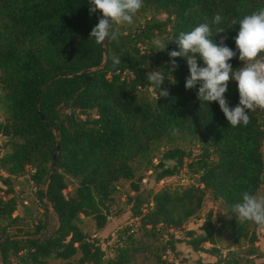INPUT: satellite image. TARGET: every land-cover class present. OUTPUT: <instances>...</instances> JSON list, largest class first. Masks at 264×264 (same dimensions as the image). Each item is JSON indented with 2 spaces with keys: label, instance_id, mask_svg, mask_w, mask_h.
I'll return each mask as SVG.
<instances>
[{
  "label": "trees",
  "instance_id": "obj_1",
  "mask_svg": "<svg viewBox=\"0 0 264 264\" xmlns=\"http://www.w3.org/2000/svg\"><path fill=\"white\" fill-rule=\"evenodd\" d=\"M261 8L264 0H143L134 15L148 14L140 24L128 31L114 24L118 39L97 45L89 34L102 13L90 15L88 0H0V103L5 110L0 122L5 148L0 155L5 174H0V264H137L135 256L148 252V240L159 248L154 264H169L167 255L179 259L180 244L212 256L218 253L215 234L224 224L216 229L211 212L197 229L174 235L196 216L206 191L230 215L233 240L245 239L247 245L242 255L217 256L211 263L197 257L193 264H264L255 234L246 232L258 225L240 224L232 213L243 191L255 195L264 186V110L250 112L247 126L231 127L218 102L200 105L199 85L186 90V59L175 58L178 67L170 71L168 55L178 50L173 39L180 32L206 18L211 22L216 14L224 18L219 27L226 31L214 42L227 37L225 43L235 50L239 24L232 20ZM211 27L215 35L217 26ZM157 40L165 49L152 54ZM152 55L165 73L167 97H158L146 79ZM113 56L121 60L116 69ZM238 57L228 61L234 71L244 64ZM103 60L102 68L81 73ZM224 95L229 107L239 103L234 80ZM174 135L194 140L198 152L163 148L152 164L151 152ZM134 160L147 162L153 184L185 168L197 185L148 188L143 194ZM24 172L43 212L31 227L21 228V217L13 216L20 204L13 178ZM68 179L75 187L64 194ZM120 181L128 182L133 193L126 196L132 222L118 232L113 256L107 258L101 239H89L79 226L83 219L92 220L98 230L105 226Z\"/></svg>",
  "mask_w": 264,
  "mask_h": 264
},
{
  "label": "clouds",
  "instance_id": "obj_2",
  "mask_svg": "<svg viewBox=\"0 0 264 264\" xmlns=\"http://www.w3.org/2000/svg\"><path fill=\"white\" fill-rule=\"evenodd\" d=\"M89 13H102L98 23L92 28L89 39L99 45L110 39L115 41L118 35L113 31L114 24H131L134 15L143 6V0H88ZM223 17L216 14L209 22L200 23L191 31L180 32L173 40L178 50L168 53L171 64L170 71L178 67L177 57L185 58L190 75L186 77L185 88L196 89L197 100L202 102H218L221 111L231 127L247 126L250 123V112L264 109V8L245 15L239 20H232V24H239V31L234 37L236 49L227 46L222 37L215 43L213 37L224 33L226 30L219 25ZM211 25H216L215 35ZM157 50H164L165 46L159 40L154 42ZM239 53V60L244 66L233 70L228 62ZM198 61L203 66H198ZM121 63L118 56L112 57V67L116 69ZM148 84L158 89V97H167L169 92L162 88L165 80L163 70L149 71L146 73ZM169 79V76H168ZM170 80V79H169ZM230 80L237 83L239 103L229 107L225 98ZM174 83V82H173ZM237 222L244 224L252 222L264 226V196L257 197L249 191L240 194L238 202L232 206Z\"/></svg>",
  "mask_w": 264,
  "mask_h": 264
},
{
  "label": "rangeland",
  "instance_id": "obj_3",
  "mask_svg": "<svg viewBox=\"0 0 264 264\" xmlns=\"http://www.w3.org/2000/svg\"><path fill=\"white\" fill-rule=\"evenodd\" d=\"M145 14H138L133 17V22L131 24L123 23L118 24L121 31H128L133 29L136 25L140 24ZM152 54H154L157 49L156 45L153 42ZM244 66L241 65L237 70L241 69ZM149 69L151 71L159 70V65L154 61L153 55L149 59ZM234 85L237 87L236 81ZM264 110V109H257ZM5 110L2 104L0 103V122L4 120ZM4 138L0 137V155L5 153V148L3 147ZM178 147L184 150L191 151L192 154L198 152V145L192 139L182 135H174L169 140L162 141L156 149L151 152L153 159L151 160L152 164H155L156 159L159 156V153L163 148ZM263 152V162H264V142L262 144ZM132 169L134 171L135 180L139 179L138 182L139 192L145 191L148 188H152L153 191L159 189H168V190H179L181 188H186L189 186H196L195 176L188 173V171L183 168L179 173L170 178H165L153 184L151 180L149 165L144 160H134L132 163ZM2 176H5L3 172L0 171ZM28 172L20 177L13 178V189L20 200V204L17 207L16 211L13 213V216L21 217V228H26L27 226L31 227L38 219L42 218V207L37 201L35 196V187L28 182ZM2 186L0 185V188ZM75 187L74 180H67V188L63 192L64 194H69ZM133 193L129 189L128 182L120 181L116 184V192L112 195L110 204L108 205V217L105 226L98 230L95 228L94 223L90 219H83L80 224L81 231L90 239L98 237L101 239V247L105 251L106 257L111 258L113 256L112 249L117 244V235L125 226H128L132 221L129 217L128 205L126 203V196H131ZM257 197L264 196V186H262L257 193ZM1 197V192H0ZM211 212L212 219L218 220L215 225V228H219L222 224L223 227L215 234L214 246L217 250V254L208 256L205 254H196L191 252L187 247L180 244L177 245V250L180 252L179 259H184L185 263H180L179 259H172L170 255H167L166 259L169 264H193L194 260L197 257H200L205 262H214L215 257L223 256L225 254H235L242 255L243 250L246 248L247 242L245 239H237L234 241L233 237L230 235V231L227 227V222L229 221L230 215L227 213L226 208L219 202L212 199L209 192H204L203 201L200 210L197 212L196 216L189 219L186 223L183 224L180 230L174 232V235L179 237L182 232L186 230H195L197 229L203 221L205 215ZM50 216V215H49ZM52 220H49V223L52 224ZM136 223V222H135ZM247 234L253 232L256 237V242L254 245L257 247L259 252H264V230L258 226H250L246 229ZM134 238H138V234L134 232ZM148 244V252L136 255L135 261L137 264H154L153 255L158 252L159 248L157 244L151 243L150 240L146 241ZM205 248H210L208 244L204 245ZM264 261V259H262ZM13 263L14 260H13ZM49 264H56V262H49Z\"/></svg>",
  "mask_w": 264,
  "mask_h": 264
},
{
  "label": "water",
  "instance_id": "obj_4",
  "mask_svg": "<svg viewBox=\"0 0 264 264\" xmlns=\"http://www.w3.org/2000/svg\"><path fill=\"white\" fill-rule=\"evenodd\" d=\"M103 57H105V51H104V50H103ZM103 65H104V60L102 61V63L100 64L99 67H97V68H93V69H87V70L82 71L81 73L92 72V71H94V70H97V69L102 68ZM53 164H54V156H53V159H52V166H53ZM51 172H52V170H50V173H49V174H51ZM48 181H49V177H48L47 183H48ZM45 192H46V186H45L44 189H43V194H42V199H43V200H44ZM49 209L51 210L50 207H49Z\"/></svg>",
  "mask_w": 264,
  "mask_h": 264
}]
</instances>
